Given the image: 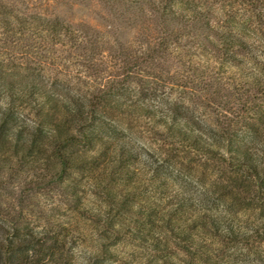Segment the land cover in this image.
<instances>
[{"label":"trees","instance_id":"16d2710c","mask_svg":"<svg viewBox=\"0 0 264 264\" xmlns=\"http://www.w3.org/2000/svg\"><path fill=\"white\" fill-rule=\"evenodd\" d=\"M0 264H264V0H0Z\"/></svg>","mask_w":264,"mask_h":264},{"label":"rangeland","instance_id":"374dc122","mask_svg":"<svg viewBox=\"0 0 264 264\" xmlns=\"http://www.w3.org/2000/svg\"><path fill=\"white\" fill-rule=\"evenodd\" d=\"M93 9V7L86 5L76 7L74 10H70L67 6H59L55 9V12L71 20H84L94 25H99L100 20L94 14Z\"/></svg>","mask_w":264,"mask_h":264}]
</instances>
